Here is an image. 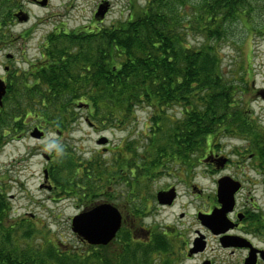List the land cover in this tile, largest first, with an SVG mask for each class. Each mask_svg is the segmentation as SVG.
Instances as JSON below:
<instances>
[{"label":"trees","instance_id":"1","mask_svg":"<svg viewBox=\"0 0 264 264\" xmlns=\"http://www.w3.org/2000/svg\"><path fill=\"white\" fill-rule=\"evenodd\" d=\"M19 5L0 0V28H8ZM235 24L264 36V0H148L115 23L49 33L38 63L11 78L0 112L1 143L26 127L27 116L62 132L80 107L101 130L134 121L139 107L153 110L151 125L142 144L126 142L114 151L115 162L83 160L69 148L65 161L51 164L59 194L85 208L103 197L97 188L121 189L127 206L113 241H82L87 249L79 251L51 237L37 240L42 230L32 217L11 220L0 183V264H171L161 257L174 246L168 233L143 223L149 184L170 166L192 170L213 140L228 133L250 132L264 147V129L254 126L237 95L240 87L222 65L220 44Z\"/></svg>","mask_w":264,"mask_h":264},{"label":"rangeland","instance_id":"2","mask_svg":"<svg viewBox=\"0 0 264 264\" xmlns=\"http://www.w3.org/2000/svg\"><path fill=\"white\" fill-rule=\"evenodd\" d=\"M148 0H48L47 5H41L35 0H20L17 9L22 8L29 15L25 22L16 19L0 30V65L8 62L5 54H13L11 65L13 72H19V77L37 64L41 58L45 39L54 30L66 31L83 28L101 27L126 19L132 6L146 5ZM106 9L103 16H96L100 5ZM193 43H197L191 40ZM223 56V69L229 78H234L239 86L238 97L244 108L248 107L252 114L254 126L264 129V36L249 35L245 27L235 24L229 38L220 44ZM3 67L0 66V72ZM80 107V106H79ZM78 119L68 128L58 132L48 128V123L35 120L27 116L24 129H17L9 133L0 142V183L7 190V197L11 201V220L18 222L21 218H31L38 223L42 233L41 238H53L61 247L86 251L87 246L72 230V218L84 209L81 200L59 194L54 181L48 182L52 188L41 187L44 180V169H50L56 160L63 159L64 151L70 149L83 160L100 157L101 162H115L119 146L126 142L142 144L151 125L152 109L139 107L134 121L125 126L101 130L94 127L87 117L88 111L84 107L77 108ZM173 113V110H171ZM35 127L44 131L41 138L31 136ZM219 136V135H218ZM101 137H106V144L99 143ZM245 140L239 136H220L213 140V147L218 154L230 152L234 145L244 146ZM64 146V147H63ZM65 146L67 149H65ZM63 147V148H61ZM107 147V148H106ZM114 152V153H113ZM44 154H49L47 161ZM204 155L199 157L198 164L192 170L186 171L184 166L175 168L170 166L168 171L155 178L148 187V210L143 220L149 230L166 231L173 248L161 257L171 264H202L203 258H211L215 264H238L235 259L242 258L243 252L230 254L221 248L219 239L201 224L197 217L199 212H206L213 204L216 193V179L221 176L220 169L205 162ZM236 159L235 156H231ZM220 159V156L216 155ZM202 159V160H201ZM62 168V167H61ZM216 171L218 173H216ZM251 174H256L251 171ZM51 174V173H50ZM219 179V178H218ZM171 185L176 186L177 197L172 206H162L156 201V194L160 190H168ZM259 190L262 184L257 185ZM103 197L97 202H110L126 210V200L117 187L97 188ZM248 185L240 194V205L250 200L251 207L260 205L264 208V201L251 199L261 193ZM108 194V195H107ZM264 212V209H263ZM262 233L253 240L264 247V228ZM53 235V236H52ZM137 235L146 240L148 235L139 231ZM203 237H202V236ZM197 236L198 244L206 237L207 250L204 254L188 257L181 253L183 246L192 244ZM43 238V239H44ZM196 238V239H197ZM36 240V241H37ZM183 242H187L183 245ZM182 245V246H181ZM89 249V248H88Z\"/></svg>","mask_w":264,"mask_h":264},{"label":"flooded vegetation","instance_id":"3","mask_svg":"<svg viewBox=\"0 0 264 264\" xmlns=\"http://www.w3.org/2000/svg\"><path fill=\"white\" fill-rule=\"evenodd\" d=\"M20 10H23V9L22 8H19V9L16 8L13 10L14 18L12 21H14L15 19L17 20L16 13L19 12ZM2 28L3 27H1L0 30ZM5 57L7 58L8 62L0 65L1 68L3 67V71L0 72V79L3 80L6 84V89H7L6 94H7L9 84H11V78H13V76H18L19 72H13L11 65H8V63H12V61H13V58H14L13 54L7 53V54H5ZM6 94L3 97V104H2V106H0V112L2 111V109L4 107V101H5ZM249 133L250 132H247L245 134L228 133V134L224 135V136H228V137L239 136V137L243 138L245 140V143H243L244 146H242V148L240 149L236 145H234V147L232 148V150H230V152L224 153L223 151H221V153H219V154L216 151H214L215 150L214 148H211V150L208 151V153H206L207 156L204 158V160H205V162L210 163L212 166L216 167L217 170L220 169V172H222V173H221V176L218 177L219 179L223 176H229L230 178H232L236 182H239L241 185L239 190L235 194L236 203H235L234 209L228 215L229 218L236 225L234 228H231L229 231H227L226 234L244 236V237L248 238L252 242L253 246L256 247L258 250H263L264 247H262L257 242H255L253 240V237L255 239L257 236H259L262 233L261 230L264 228V227L261 228V226L264 225V212H263L264 208L261 207L260 205H254L253 207H251L250 200L247 201L246 203L242 204V205H240V203H239L240 202V194L245 190V188L248 185H252L253 190L256 191L255 194H257L258 192L261 193L258 196H255V195L251 196L250 195L249 198L251 199V201H253L252 199H257V200L261 199L264 201V161L262 160V158L264 156L261 154V149H264V147L261 148L260 139L258 137H253ZM212 147H213V145H212ZM216 155L220 156V159L216 158ZM231 156H235L236 159H233ZM50 159H51V157H50ZM224 159L226 161L224 162L223 165H220L221 160H224ZM48 170H49V182H50L51 181L50 180L51 179L50 169L48 168ZM251 171H253L256 174V176L251 174L250 173ZM216 173H218V172L216 171ZM218 178L216 179V193H215V197L213 200V204L208 211L202 212L204 214H210L214 208H220L221 207V204H220L219 199L217 197L218 180H219ZM260 184H262V188L259 190L257 185H260ZM173 186L174 185H171L169 188H171ZM43 187H46L48 189V182ZM172 205L173 204H171L170 206H172ZM198 214H197V217H198ZM198 219H199V217H198ZM200 222L202 224L201 220H200ZM213 235L218 237L219 244H220L221 248L224 250H228L230 254L235 255V254H238L240 252H243V257L237 258V259H235V261L238 264H245L246 258L249 255L250 250H251L249 247H239V246L225 247V246H223V244L221 242V237L223 235L222 234L218 235L215 233H213ZM196 238H197V236H195L192 244L187 243V242H183V245L186 243L187 244L185 246H183L181 253H185L186 255H188V257L204 254L207 250L206 237L204 238V244L205 245L203 246V248H200L202 246V244H195ZM195 249H198V250H195ZM192 250H195V251L193 253H191ZM256 255L258 258L257 264H264V261L261 258L260 251H258ZM206 261H209L210 264H215L213 259L207 258V257L203 258L202 264H204Z\"/></svg>","mask_w":264,"mask_h":264},{"label":"water","instance_id":"4","mask_svg":"<svg viewBox=\"0 0 264 264\" xmlns=\"http://www.w3.org/2000/svg\"><path fill=\"white\" fill-rule=\"evenodd\" d=\"M48 0H39L41 5H47ZM107 8L104 9L103 4L99 6L96 16H103ZM20 21H27L29 16L24 11H20L17 14ZM6 84L0 79V106L3 104V97L6 94ZM264 98V91L261 94ZM44 135V131L39 127H35L31 132V136L41 138ZM106 137H101L99 143H107ZM46 157V156H45ZM226 160H221L220 165H223ZM45 182L49 178L48 170L44 171ZM240 183L236 182L229 176H223L218 180L217 197L221 204L220 208H214L210 214H204L200 212L198 214L202 224L209 228L212 233L223 234L235 227V223L229 218V213L233 211L236 203V192L240 188ZM177 196L175 187L169 190H160L156 194L158 203L160 204H172ZM123 213L121 210L110 202H100L89 209H85L72 218V230L82 240L87 241L93 245L108 244L116 236L118 231L123 225ZM202 236V235H201ZM203 237V236H202ZM200 238L196 239L198 244ZM223 246H239L249 247L250 253L246 258L245 264L257 263V252L260 251L261 258L264 260V250H258L252 243L245 237L239 235H223L221 237ZM203 248L204 242L201 243ZM198 250V249H195ZM195 250H192L193 253ZM204 264H210L206 261Z\"/></svg>","mask_w":264,"mask_h":264}]
</instances>
